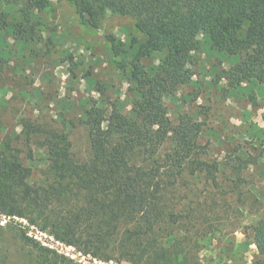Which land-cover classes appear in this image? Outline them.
I'll use <instances>...</instances> for the list:
<instances>
[{
  "label": "rangeland",
  "instance_id": "1",
  "mask_svg": "<svg viewBox=\"0 0 264 264\" xmlns=\"http://www.w3.org/2000/svg\"><path fill=\"white\" fill-rule=\"evenodd\" d=\"M25 1L0 0V19L7 22L0 28V155H20L31 169L29 184L57 185L41 141L49 132L65 133L72 157L85 161L91 156L83 123L87 108L105 105L109 110L117 104L132 115L136 86L129 66L130 41L140 33L130 16L109 11L93 28L81 21L72 3L49 0L45 10L34 14L36 30L21 37L13 27L24 20ZM196 37L200 47L192 81L167 94L165 105L172 125L182 114L198 124L199 142L207 149L204 158L217 163L219 171L217 184L205 172L186 169L178 176L170 201L181 218L168 227L175 229L179 257L187 264H249L257 250L246 228L264 216V85L219 79L220 71L239 57L225 54L201 33ZM119 42L127 53L116 56L112 46ZM165 54L155 52L144 59L146 67L153 71ZM258 157H263L261 162ZM3 214L0 264H132L117 250L104 258L57 238L43 227L37 211L23 217L5 214L11 219ZM58 240L75 248L66 249Z\"/></svg>",
  "mask_w": 264,
  "mask_h": 264
},
{
  "label": "trees",
  "instance_id": "2",
  "mask_svg": "<svg viewBox=\"0 0 264 264\" xmlns=\"http://www.w3.org/2000/svg\"><path fill=\"white\" fill-rule=\"evenodd\" d=\"M66 1L93 28L109 11L134 19L140 36L130 41L129 66L136 86L132 115L117 104L109 110L105 105L87 108L83 123L91 156L85 161L72 157L67 134L49 132L40 144L48 148L57 185L29 184L31 169L20 155L3 152L0 211L20 217L37 211L43 227L57 238L96 256L112 258L111 252L117 250L132 264H187L179 257L175 229L168 227L178 225L181 218L170 193L186 169L192 174L205 172L217 184L219 166L204 158L201 129L188 114L171 124L165 97L192 81L199 33L225 54L239 57L220 71L219 79L257 80L264 85V0ZM48 5L49 0H26L21 9L24 20L14 25V33L25 37L34 32V14ZM0 22V28L7 27L4 19ZM112 49L116 56L127 53L122 42ZM155 52L166 54L151 71L144 59ZM167 143L169 149L162 152ZM246 234L257 250L249 264H264V216L247 227Z\"/></svg>",
  "mask_w": 264,
  "mask_h": 264
},
{
  "label": "built area",
  "instance_id": "3",
  "mask_svg": "<svg viewBox=\"0 0 264 264\" xmlns=\"http://www.w3.org/2000/svg\"><path fill=\"white\" fill-rule=\"evenodd\" d=\"M2 216H4L5 218H8V219H11V217H12V216H8V217H7V215H5V214H3ZM56 242H57V243H60L62 246L65 245V248H66V249H74V248H75V247H73L72 245H67V244L62 243V242H60L59 240L56 241ZM50 246H51V247H54L53 245H50ZM65 254L68 256V255H69V252H66ZM80 254H81V253H80Z\"/></svg>",
  "mask_w": 264,
  "mask_h": 264
},
{
  "label": "crops",
  "instance_id": "4",
  "mask_svg": "<svg viewBox=\"0 0 264 264\" xmlns=\"http://www.w3.org/2000/svg\"><path fill=\"white\" fill-rule=\"evenodd\" d=\"M262 158H263V157H258V159H257L258 162H259V161L261 162ZM258 165H259V164H258Z\"/></svg>",
  "mask_w": 264,
  "mask_h": 264
}]
</instances>
